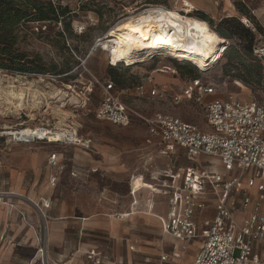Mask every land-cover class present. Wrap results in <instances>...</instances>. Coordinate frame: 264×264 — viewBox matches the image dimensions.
<instances>
[{"label":"rangeland","instance_id":"obj_1","mask_svg":"<svg viewBox=\"0 0 264 264\" xmlns=\"http://www.w3.org/2000/svg\"><path fill=\"white\" fill-rule=\"evenodd\" d=\"M50 1L63 7L69 6L72 11L73 35L69 36L67 32L68 19L63 22H31L21 27L20 50L37 57L39 64L49 71L44 74H29L0 69V95L4 96L10 83L17 87L26 83L32 91L36 88L45 95L39 96L40 104L33 106L32 103L22 110L11 109L0 99V125L32 129L58 128L62 133L64 131L61 129L75 128L82 136L90 138L92 143L89 148L48 142L0 146V168L4 174L8 172L14 175L13 190L16 194L34 193L38 198L42 194L47 197L45 200H51V205H58L63 200L74 203L77 204V212L81 215L124 213L129 210L132 201V188L149 191L152 187L150 183H158L167 173L178 175L190 165L182 151L163 154L159 145L149 144L148 130L136 117L128 126L98 120L96 109L101 97V86L97 79L113 80L120 89L145 82L148 85L160 84L173 91H179L190 79L199 77L209 83H215L218 89L216 95L220 98L232 95L242 100L264 101V60L254 52L249 54L245 50L248 42L246 38H226L228 55L223 56L206 71L199 70L187 61L161 57L131 67L121 62L118 66H112L107 51L102 47H95L97 39L103 37L112 25L152 5L174 8L186 15L185 10L188 7L185 4L190 3L195 7L191 15L200 18L201 12L198 11L201 10L193 0ZM197 1L217 9L216 15H208L211 18L208 23L215 31L221 20L226 17L234 16L243 24L242 18L246 15L242 11H246L249 15L247 17L261 26L254 33L256 39L264 32L260 21L264 16V0ZM232 5L236 15L226 16L225 8ZM232 47L235 49H231ZM237 52L242 54V61L235 58ZM84 62L91 73L84 69ZM241 75L247 76L248 81L242 80ZM59 89L67 91L70 95L52 98L53 93ZM122 98L142 114L171 113L208 128L204 122L205 111L196 102L190 101L176 106L170 99H139L134 95L125 94H122ZM215 98L207 97L205 103ZM54 151L63 155L64 167L58 172L56 186L48 188L45 184V159ZM208 160L211 163H219L215 159ZM156 188L158 187H153ZM249 191L251 199L254 200L256 189ZM31 210L37 218L35 227L39 234L40 247L43 246L46 250L48 223L36 205L32 204ZM247 213H251V206ZM18 232H21V229L16 226L15 234ZM198 241L195 244L198 245ZM20 242L26 244L27 241L21 239ZM24 246L15 248V264H28L33 251ZM44 249L39 253L37 264H47L44 263ZM194 251L196 250L192 248L184 254V264L192 263Z\"/></svg>","mask_w":264,"mask_h":264},{"label":"built area","instance_id":"obj_2","mask_svg":"<svg viewBox=\"0 0 264 264\" xmlns=\"http://www.w3.org/2000/svg\"><path fill=\"white\" fill-rule=\"evenodd\" d=\"M185 6L191 7L188 3ZM242 21L257 31L249 18L244 17ZM261 25L264 30V17ZM100 39L102 37L97 39L95 47H102ZM253 51L264 60V32L257 37ZM109 63L112 66L119 64H113L111 60ZM85 65L84 62V69L91 73ZM96 81L101 86L96 109L98 120L128 126L136 117L148 130L149 144L159 145L163 154L182 151L191 163L180 174L167 173L159 182L162 192L168 196V211L161 218L163 232L173 238L175 249L172 253H162L161 263L182 264L180 253L199 240L201 244L193 264H264V101L228 95L205 103V99L216 94L218 89L215 83L199 77L190 79L179 91L145 82L120 89L113 80ZM122 94L139 99H170L176 106L186 101L196 102L205 111L208 128L203 129L171 113L142 114L125 102ZM26 130V127L0 125V142L91 145V139L75 128L61 129L64 132L55 138H50L49 133L41 136L26 133ZM208 159L219 163H211ZM47 165L55 171L50 176V185L55 187L60 168L58 152L49 155ZM151 186L152 190L154 185ZM250 189H256L254 200ZM7 195V192H0V199ZM211 200L215 201L214 216L199 220L197 214H206ZM34 205L45 218L44 210L51 206V200ZM250 206L251 213L248 214ZM117 217L124 219L125 214ZM87 257L94 264L102 263L95 253H89Z\"/></svg>","mask_w":264,"mask_h":264},{"label":"crops","instance_id":"obj_3","mask_svg":"<svg viewBox=\"0 0 264 264\" xmlns=\"http://www.w3.org/2000/svg\"><path fill=\"white\" fill-rule=\"evenodd\" d=\"M193 2L207 15L217 14L215 7L197 0ZM224 12L227 13L226 16H233L237 13L233 5L225 8ZM262 20L263 18L260 21ZM215 97L219 98L216 94L208 96V98ZM9 144L14 143L5 140L0 142V146ZM50 154L51 152L45 159V184L48 188H53L50 185V176L55 171L47 165ZM59 156L60 168L57 173H60L64 167V157L60 153ZM200 160L205 159L200 158ZM13 176L8 172L4 174L0 168V192L8 193L6 197L0 199V264H15V248L21 245H26L24 247L33 251L28 264H37L39 253L45 247H40L39 234L35 227L37 218L32 214L31 209L32 204H41L47 197L40 194L38 198L34 193L16 194L13 190L15 185ZM159 182L150 183L158 187L153 190L143 192L139 188L134 192L131 191L132 201L129 210L124 213L81 215L77 212V204L64 200L58 205L53 203L44 210L45 220L49 227L48 247L44 249V263L94 264L87 255L95 253L101 257V264H162L159 259L160 255L175 252V249L173 238L163 232L161 218L168 211V196L162 192ZM214 203L215 201L211 200L206 214L199 213L197 218L199 220L205 217L211 219L215 214ZM119 214H125V218H118ZM16 226L21 229V232L17 234H15ZM21 239L24 242L26 240V244H22ZM196 241L198 240L189 245L188 250L180 253L182 264L185 263L184 254L192 248L196 250L194 251L196 257L200 248V242L198 241L197 245Z\"/></svg>","mask_w":264,"mask_h":264},{"label":"bare ground","instance_id":"obj_4","mask_svg":"<svg viewBox=\"0 0 264 264\" xmlns=\"http://www.w3.org/2000/svg\"><path fill=\"white\" fill-rule=\"evenodd\" d=\"M190 6L185 10L186 15L174 8L149 6L127 18L124 17L125 19L119 22L116 21L117 23L100 39V44L103 50L107 51L108 58L113 64L121 62L131 67L161 57L187 61L199 70L206 71L222 59L228 47V40L213 30L206 20L192 16L195 7L192 4ZM7 88L9 89H5L7 91L4 96L0 95V99L5 101L9 108L16 110H22L32 103L33 106L40 104L39 96L45 95L36 88L32 91L26 83L20 87L10 83ZM61 95L69 96L70 93L59 89L53 93L52 98ZM73 97L75 98V95ZM26 133L41 136L49 133L50 138L62 134L58 128L57 130L27 128Z\"/></svg>","mask_w":264,"mask_h":264},{"label":"trees","instance_id":"obj_5","mask_svg":"<svg viewBox=\"0 0 264 264\" xmlns=\"http://www.w3.org/2000/svg\"><path fill=\"white\" fill-rule=\"evenodd\" d=\"M239 10L242 11L241 7H239ZM198 12H201V19L211 22V18L205 12ZM242 12L246 17L249 16L246 11ZM71 15L72 11L69 9V6L63 7L60 4L56 5L50 0H0V69L29 74L47 73L49 70L39 64L37 57H32L27 52L20 50L21 27L31 22L54 20L63 22L68 19L67 32L69 36H72ZM254 24L256 28L261 27L256 23ZM216 32L224 38H233L236 36L246 38L248 42L245 50L249 54L254 52L253 50L256 44L255 32L251 28L241 24L238 18L234 16L223 18ZM228 49L229 47H227L224 56L228 55ZM231 49L235 48L232 47ZM235 58L240 61L243 60L242 54L238 52ZM240 78L248 81L245 75H241Z\"/></svg>","mask_w":264,"mask_h":264}]
</instances>
